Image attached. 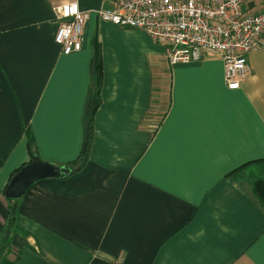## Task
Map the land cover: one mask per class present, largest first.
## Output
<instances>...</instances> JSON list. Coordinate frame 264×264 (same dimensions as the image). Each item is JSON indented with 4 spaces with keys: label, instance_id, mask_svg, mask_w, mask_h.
Segmentation results:
<instances>
[{
    "label": "crops",
    "instance_id": "1",
    "mask_svg": "<svg viewBox=\"0 0 264 264\" xmlns=\"http://www.w3.org/2000/svg\"><path fill=\"white\" fill-rule=\"evenodd\" d=\"M73 1L91 17L66 54L55 7ZM115 2L0 0V242L15 198L29 232L14 235L15 264H264V207L239 180L264 166V34L232 90L220 57L170 65L145 30L100 19ZM95 37L101 103L74 171ZM35 157L68 172L9 197Z\"/></svg>",
    "mask_w": 264,
    "mask_h": 264
},
{
    "label": "built area",
    "instance_id": "2",
    "mask_svg": "<svg viewBox=\"0 0 264 264\" xmlns=\"http://www.w3.org/2000/svg\"><path fill=\"white\" fill-rule=\"evenodd\" d=\"M55 12V40L63 52L81 50L91 11L73 1L56 6ZM96 14L121 27L145 30L165 46L170 65L220 57L232 90L252 72L248 56L261 46L264 34V0H116L114 7Z\"/></svg>",
    "mask_w": 264,
    "mask_h": 264
},
{
    "label": "trees",
    "instance_id": "3",
    "mask_svg": "<svg viewBox=\"0 0 264 264\" xmlns=\"http://www.w3.org/2000/svg\"><path fill=\"white\" fill-rule=\"evenodd\" d=\"M91 67L92 82L90 90V100L86 105L83 117L82 148L79 156L75 160L70 161L68 163L74 168V171L81 169L89 159L94 141L95 114L101 103L100 91L103 83L104 68L101 43L96 37L93 39V54ZM26 134L28 137V147L30 153L32 156H34L35 153H37L38 151L35 135L30 127L26 129ZM239 180L250 185V189L254 197L264 207V166L252 167L248 175L246 177H241ZM19 217L20 213L18 200L15 198H9L8 217L4 225V237L0 242V264H15L16 260L19 258L20 252L17 254V258L13 260L10 259V256L14 253V235L19 233L27 236L29 234V232L21 226Z\"/></svg>",
    "mask_w": 264,
    "mask_h": 264
},
{
    "label": "water",
    "instance_id": "4",
    "mask_svg": "<svg viewBox=\"0 0 264 264\" xmlns=\"http://www.w3.org/2000/svg\"><path fill=\"white\" fill-rule=\"evenodd\" d=\"M67 172L68 170L64 167L41 162L35 157L30 166L25 167L21 173L13 178L7 190V195L9 197H20L35 180L50 175H63Z\"/></svg>",
    "mask_w": 264,
    "mask_h": 264
}]
</instances>
